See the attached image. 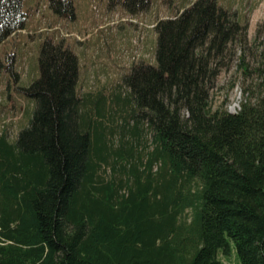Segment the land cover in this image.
Masks as SVG:
<instances>
[{"label": "trees", "instance_id": "1", "mask_svg": "<svg viewBox=\"0 0 264 264\" xmlns=\"http://www.w3.org/2000/svg\"><path fill=\"white\" fill-rule=\"evenodd\" d=\"M49 5L74 15L71 0ZM27 18L25 0H0V44ZM153 27L154 62L133 63L115 95H81L77 54L42 40L31 115L13 141L0 134V264H225L232 249L264 264V82L235 112L210 103L247 26L193 0Z\"/></svg>", "mask_w": 264, "mask_h": 264}, {"label": "rangeland", "instance_id": "2", "mask_svg": "<svg viewBox=\"0 0 264 264\" xmlns=\"http://www.w3.org/2000/svg\"><path fill=\"white\" fill-rule=\"evenodd\" d=\"M73 17L56 15L49 0H25L26 27L0 44V134L13 141L34 108L23 88L38 76L39 47L50 37L63 42L78 56V85L81 95L105 90L118 94L124 74L135 62H154L158 18L176 14L193 0H151L148 9L130 14L110 0H71ZM235 12L247 26L243 47L234 43L218 66L210 89L213 108L235 112L240 107L244 88L264 82V0H218ZM260 33L256 36V29ZM230 53V54H229ZM244 55L248 70L242 71L238 57ZM104 88V89H102ZM116 141V140H115ZM187 209L182 216L188 220ZM225 264H240L235 250L218 254Z\"/></svg>", "mask_w": 264, "mask_h": 264}]
</instances>
